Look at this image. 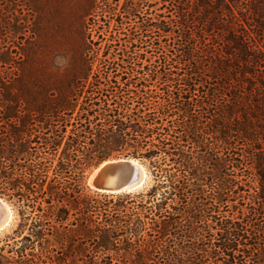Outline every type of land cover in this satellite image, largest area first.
Segmentation results:
<instances>
[{"label":"trees","instance_id":"16d2710c","mask_svg":"<svg viewBox=\"0 0 264 264\" xmlns=\"http://www.w3.org/2000/svg\"><path fill=\"white\" fill-rule=\"evenodd\" d=\"M17 1L37 14L32 34L40 38L41 13L50 0ZM75 1L83 23L93 18L98 42L82 41L67 88L37 92L39 84L28 88L37 51L25 42L15 58L12 38L23 41L25 26L13 25L16 0H0V196L14 202L20 215L14 233L0 241V264H173L151 258L140 217L128 215L124 205L83 196L84 171L111 158H134L175 185L167 163L186 167L184 144L193 136L203 142L211 130L216 139L224 137L226 149L230 139L254 144L256 152H246L239 163L255 166L261 210L264 0H161L170 15L154 19L143 16L153 0ZM105 29L108 47L123 42L121 49L102 50ZM116 54L129 72L119 80ZM231 162L224 158V170ZM211 166L213 177L219 167ZM258 211L219 221L220 238L201 250L204 262L264 264Z\"/></svg>","mask_w":264,"mask_h":264},{"label":"rangeland","instance_id":"374dc122","mask_svg":"<svg viewBox=\"0 0 264 264\" xmlns=\"http://www.w3.org/2000/svg\"><path fill=\"white\" fill-rule=\"evenodd\" d=\"M123 1L121 0L120 3H123ZM78 3L75 0H50L48 8L41 13L42 33L41 37L38 38L32 34V28L34 27L32 24L37 14L33 13L28 7L22 6V3L16 0V4L13 7L15 9L12 10L13 18L15 19L13 25H24L23 31L25 34L23 41L18 35L12 38L13 48L11 50L14 49L18 53L14 54L15 58L18 59V46L23 47L25 42H27L29 43L28 47L37 51L36 55L39 57L37 68H34L32 75H30L31 84L28 88H33L36 84H39L34 87L37 92L67 88L71 79L70 73H68L69 65L73 61L72 59L79 55L82 41H86L87 45H89L91 40L98 42L95 35L96 27L92 23L93 18H86L85 23H83V19L80 18L78 13ZM150 4H153V7L149 8V10L148 8L143 10V14H145L143 16L146 18L154 19L160 15L168 18L170 15L168 3L165 4L161 0H153ZM22 19L25 20V24ZM97 19L100 20L99 17ZM100 25H105V23L100 21ZM111 28H113V24H111ZM107 31L105 29L102 32L105 38L99 44L102 50H109V53H111L113 50L121 49L123 42L117 46V43H115L112 48L108 47L112 43L111 41L108 42L110 33H107ZM82 32L85 34V39ZM89 34H91V37L89 36V39H91L87 40L86 38ZM119 35L122 39L125 38L123 34ZM30 43L34 45L32 46ZM146 47L147 45L142 47V54L146 53ZM93 48L97 49L98 46H93ZM115 56V62L117 63L115 65L116 75L119 80L120 77L125 76L129 72L126 69L127 64L118 62V54ZM108 58L112 59L110 55ZM110 61L112 62V60ZM139 63L142 67L146 66L145 61ZM93 68L88 83L93 80L92 77L96 72L97 64ZM137 70L140 69L137 68ZM74 71L75 73L77 72V70ZM139 76L142 79L143 75L140 74ZM225 124L223 126H229L228 123ZM210 131L207 136L202 137L203 142L201 143L195 141L194 136L187 143H183L186 146L184 151L188 160L186 167H181L170 161L167 163V168H170L175 175V185L171 184L169 179L164 178L160 181L152 171L149 163L145 160H139L150 176L148 184L142 189L132 193L121 194L97 192L90 187L89 180L95 169L106 162L104 161L84 171V177L81 180L83 196L87 197V199L96 198L102 201L107 199L117 206L124 205L128 215L132 214L134 218L140 217L141 221L146 224L142 235L149 243V246H151L149 250L151 258L156 261V257H159L158 260L162 258L161 262H163V259L167 261L170 259L173 264H220V262L213 259H209L205 263L206 259L203 260L202 255H200L201 250L207 248V243L214 244L220 238L217 236V223L219 221L235 220L236 218H242V216L251 215L253 209H259L257 213L261 212L262 215L259 217L256 213L257 216L255 218H260L259 221H262L264 218V206L260 210L259 203L262 201L260 197L263 189L260 178L256 176L255 166L249 164L241 165L239 163L244 160V155L247 156L246 152L251 153V150L256 152L254 144L247 145L245 142L239 141V139H230L228 142L231 144L226 149L227 146L223 142L224 137L223 140L221 138L218 140L213 132L210 133ZM218 136L220 137L222 134L219 133ZM260 144L264 148V141ZM227 156L232 159V162L230 167L227 168L228 170H224L222 163ZM119 159L134 158L119 157L111 158L107 161ZM189 161L193 165L190 166ZM212 163L219 167L213 177L209 175V173L212 174ZM56 164L57 160H55L53 166ZM48 176L49 179L53 177V170L49 171ZM226 181H228V184ZM163 182L166 185L161 188ZM151 195H156L155 200L151 199L150 201ZM220 196H222L221 199H219ZM0 197L3 198L2 196ZM3 199L12 207L16 220L11 230L0 234V241L12 235L20 221L17 205L5 197ZM150 207L152 210H150ZM199 207L202 208L201 213H199ZM165 215L168 217H164ZM198 255L201 257H198Z\"/></svg>","mask_w":264,"mask_h":264},{"label":"bare ground","instance_id":"6f19581e","mask_svg":"<svg viewBox=\"0 0 264 264\" xmlns=\"http://www.w3.org/2000/svg\"><path fill=\"white\" fill-rule=\"evenodd\" d=\"M101 168H108L110 171L105 174H100L98 180L107 189H118L121 184L124 185V181L131 180L138 175L140 177L139 187L149 180V174L146 171L144 165L138 161L127 160H111L101 164L100 168L95 172L98 173ZM123 187V186H122ZM113 192V191H109ZM115 192V191H114ZM9 214H11V208L7 206Z\"/></svg>","mask_w":264,"mask_h":264},{"label":"water","instance_id":"95a60500","mask_svg":"<svg viewBox=\"0 0 264 264\" xmlns=\"http://www.w3.org/2000/svg\"><path fill=\"white\" fill-rule=\"evenodd\" d=\"M119 160H127V161H138L140 164H142L139 160L136 159H119ZM143 165V164H142ZM101 166V164L99 165V167H97L95 169V171L97 169H99ZM93 172V174L90 177L89 183H90V187L92 189H94L97 192L100 193H107V194H121V193H132L135 191H139L140 189H142L145 185L148 184L149 180L144 183L142 186L139 187V182H140V177L138 175H136L131 182L129 180L124 181V185H120V188H114V189H107L105 186H103V184L100 183V181L98 180V177L100 174H105L108 173L110 170L108 168H101V170L96 173ZM148 172V171H147ZM149 174V173H148ZM150 179V176H149ZM123 186V187H122ZM109 191H113V192H109ZM115 191V192H114ZM7 206H9L11 209V214H9ZM16 220V215L12 209V207L3 199L0 197V234H3L5 232H8L9 230H11L12 226L14 225Z\"/></svg>","mask_w":264,"mask_h":264}]
</instances>
